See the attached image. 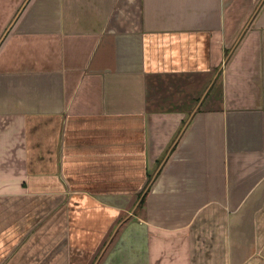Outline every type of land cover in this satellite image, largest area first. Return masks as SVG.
Instances as JSON below:
<instances>
[{
  "label": "crops",
  "instance_id": "obj_1",
  "mask_svg": "<svg viewBox=\"0 0 264 264\" xmlns=\"http://www.w3.org/2000/svg\"><path fill=\"white\" fill-rule=\"evenodd\" d=\"M0 264H264V0H0Z\"/></svg>",
  "mask_w": 264,
  "mask_h": 264
}]
</instances>
